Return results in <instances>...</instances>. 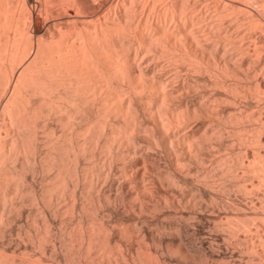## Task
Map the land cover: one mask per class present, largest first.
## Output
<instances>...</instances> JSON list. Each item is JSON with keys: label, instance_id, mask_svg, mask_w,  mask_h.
<instances>
[{"label": "bare ground", "instance_id": "1", "mask_svg": "<svg viewBox=\"0 0 264 264\" xmlns=\"http://www.w3.org/2000/svg\"><path fill=\"white\" fill-rule=\"evenodd\" d=\"M0 264H264V0H0Z\"/></svg>", "mask_w": 264, "mask_h": 264}]
</instances>
